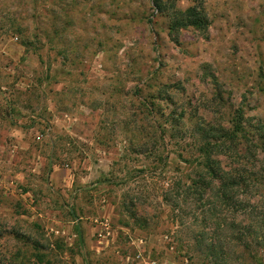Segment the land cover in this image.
Wrapping results in <instances>:
<instances>
[{"label":"rangeland","instance_id":"1","mask_svg":"<svg viewBox=\"0 0 264 264\" xmlns=\"http://www.w3.org/2000/svg\"><path fill=\"white\" fill-rule=\"evenodd\" d=\"M168 113L264 134V0H0V264H212L161 196L193 139L129 150Z\"/></svg>","mask_w":264,"mask_h":264},{"label":"trees","instance_id":"2","mask_svg":"<svg viewBox=\"0 0 264 264\" xmlns=\"http://www.w3.org/2000/svg\"><path fill=\"white\" fill-rule=\"evenodd\" d=\"M30 2L36 4L39 0ZM62 6L57 19L65 23L67 16ZM34 10L35 7L31 15L28 12L17 20L10 19L14 21V33L23 38L32 33L23 23L41 18L42 15H35ZM44 10L45 15L51 16V10ZM201 14L195 6L181 12L176 10L171 16V26L202 29L207 22ZM47 15L44 20L48 23L50 17ZM174 115L176 113H168L162 124L154 119L146 127H143L144 122L135 125L133 129L137 127L145 132L130 142L129 150L155 158L160 149L157 143L166 138L167 132L171 131L169 138L177 142L193 139L192 149L188 151L190 158L184 159L191 166L190 170L184 173L175 168L177 173L172 177L167 175L171 170H166L165 179L169 181L162 186V200L177 210L175 215L183 224L187 223L184 216L192 218L195 245L212 264H245L247 260L264 264V134L255 138L242 119L230 120L228 125L200 122L189 127ZM182 115L183 112L180 117ZM141 139L144 141L137 143ZM168 156L166 168L169 167ZM137 178L126 175L122 180L126 186L128 180L136 182Z\"/></svg>","mask_w":264,"mask_h":264}]
</instances>
